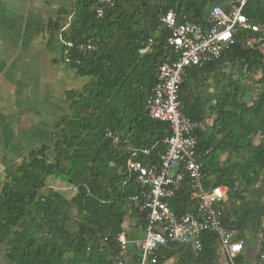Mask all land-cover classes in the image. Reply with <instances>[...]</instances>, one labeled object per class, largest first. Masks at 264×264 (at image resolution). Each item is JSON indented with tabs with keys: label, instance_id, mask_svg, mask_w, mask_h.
I'll return each instance as SVG.
<instances>
[{
	"label": "trees",
	"instance_id": "trees-1",
	"mask_svg": "<svg viewBox=\"0 0 264 264\" xmlns=\"http://www.w3.org/2000/svg\"><path fill=\"white\" fill-rule=\"evenodd\" d=\"M222 1L114 0L113 8L96 17L91 10L93 0H74L72 20L63 38L73 43L87 38L97 42L93 53L72 50L80 61L69 65L90 80L81 95L67 93L70 113L56 125L51 146L30 151L9 169L0 191V246L7 263L112 264L119 231L124 228L131 238L144 231L145 214L131 208L130 197L137 194L139 184L127 164L129 160L158 163L169 135L168 124L150 119L143 108L159 65L177 57L167 43L170 32L161 26L159 16L172 10L179 20L183 16L195 20L210 5ZM244 14L259 30L239 31L220 59L190 68L179 92L183 113L202 122L204 104L197 91L213 71L230 63L226 93L210 109L216 116L212 127L209 131L197 128L194 134L204 188H227L228 206L221 208L218 203L217 207L223 224L231 229L244 223L249 214L237 181L254 187L264 174V54L260 50L264 46V0H247ZM62 23L48 22L49 42L56 41ZM148 44L149 49L141 53ZM254 70L260 71L256 81L251 75ZM244 79L251 87L256 82L260 85L250 103L243 100ZM256 135L261 140L253 146ZM144 149L148 155L139 152ZM222 153L227 156L220 164ZM48 179L67 185L71 196L47 187ZM190 193L182 185L168 201L170 209L182 214L191 203ZM229 211L240 216L233 221ZM262 236L260 252L264 253V228ZM201 243L198 256L169 244L157 251L158 260L179 250L177 264H212L214 237L205 233ZM129 249L136 254L132 245Z\"/></svg>",
	"mask_w": 264,
	"mask_h": 264
},
{
	"label": "built area",
	"instance_id": "built-area-1",
	"mask_svg": "<svg viewBox=\"0 0 264 264\" xmlns=\"http://www.w3.org/2000/svg\"><path fill=\"white\" fill-rule=\"evenodd\" d=\"M223 1L224 7L213 4L206 14L195 20L187 16L179 20L172 10L159 16L161 26L170 32L167 43L177 57L159 65L155 85L144 100L143 108L150 119L168 124L169 135L164 140L166 148L159 154L158 163L128 161V172L135 175L139 184L137 194L130 197L131 208L145 214L146 225L142 238L129 237L124 228L119 231L112 264H168L167 259L158 260L157 251L169 244H190L193 254L198 256L202 250L201 236L205 233L215 237L216 264H240L236 258L245 243L235 236L233 229L223 224L217 207V202L225 198L226 188L218 186L204 190L194 134L200 124L183 113V104L179 100L187 69L220 59L239 31L259 30L244 14L247 0ZM114 4V0H93L91 10L96 17H102ZM71 20L72 12L65 17L56 38L67 65L79 64L80 60L74 57L72 50L89 54L98 48L91 38L77 43L63 38ZM139 152L149 154L146 149ZM182 185L190 188L195 205L192 210L177 215L170 209L168 201ZM129 245L136 251L134 261L130 263L125 261ZM253 264H264V255L258 254Z\"/></svg>",
	"mask_w": 264,
	"mask_h": 264
},
{
	"label": "crops",
	"instance_id": "crops-1",
	"mask_svg": "<svg viewBox=\"0 0 264 264\" xmlns=\"http://www.w3.org/2000/svg\"><path fill=\"white\" fill-rule=\"evenodd\" d=\"M73 2L74 0H0V191L10 167L20 163L30 151L49 146L52 135L56 132V125L70 113L67 93L81 95L90 80L89 77L77 75L75 69L63 62L61 46L57 40L49 42L45 31L50 21L56 19L59 24L64 22ZM219 5L224 7V1ZM250 41L247 43L250 44ZM149 47L150 44L144 50L147 51ZM229 66L230 63L225 62L221 68L213 71L197 91L205 111V116L199 123L202 131H209L216 118L210 109L215 106L216 99L226 93V82L231 72ZM260 140L259 135L254 136L252 145L257 146ZM226 156V153L219 154L220 164L224 163ZM204 176L203 174V180ZM236 186L244 191L246 209L249 212L245 222L236 223V228H233L235 236L245 243L236 260L240 264H253L258 254L264 255L260 252L264 228V174L254 187L248 188L242 180H238ZM190 199L191 203L186 206L185 211L194 208L192 193ZM227 199L226 188L225 198L217 202V205L219 203V207H227ZM228 213L233 221L236 216H240L231 211ZM143 234V231L139 232L136 238H142ZM214 244L215 237L212 264H216ZM179 247L193 254L190 244ZM181 254L178 250L176 254L166 258L168 264H177ZM0 255L3 256L1 246ZM135 255L134 250L128 249L125 261L133 262Z\"/></svg>",
	"mask_w": 264,
	"mask_h": 264
},
{
	"label": "rangeland",
	"instance_id": "rangeland-1",
	"mask_svg": "<svg viewBox=\"0 0 264 264\" xmlns=\"http://www.w3.org/2000/svg\"><path fill=\"white\" fill-rule=\"evenodd\" d=\"M260 50L264 54V46L261 47ZM251 75H253L252 76L253 80L256 81L259 78V76H260V71L259 70H257V71L254 70L251 73ZM242 83H244V87H245L244 88L245 97L243 98V100L247 101V103H250V101L255 98V96H256L255 93L260 89V85H258V83L256 82V84L252 85V87H251L250 86L251 82L249 80H247V79H244V82L242 81ZM50 145H51V143L49 144L48 147H50ZM47 187L56 189L58 192L62 193L66 197H70L71 194H72V189L68 188L67 185H65L64 183H62L60 181H57L55 179H48ZM127 222H129V220H127ZM0 264H9L5 260L4 255L3 256L0 255Z\"/></svg>",
	"mask_w": 264,
	"mask_h": 264
},
{
	"label": "flooded vegetation",
	"instance_id": "flooded-vegetation-1",
	"mask_svg": "<svg viewBox=\"0 0 264 264\" xmlns=\"http://www.w3.org/2000/svg\"><path fill=\"white\" fill-rule=\"evenodd\" d=\"M71 11H72V9H71ZM71 11H69V12L71 13ZM70 13H69V14H70ZM69 14H68V15H69ZM65 17H67V15H66Z\"/></svg>",
	"mask_w": 264,
	"mask_h": 264
}]
</instances>
